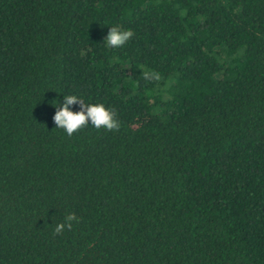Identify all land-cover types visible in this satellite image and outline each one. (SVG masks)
<instances>
[{
  "label": "trees",
  "instance_id": "trees-1",
  "mask_svg": "<svg viewBox=\"0 0 264 264\" xmlns=\"http://www.w3.org/2000/svg\"><path fill=\"white\" fill-rule=\"evenodd\" d=\"M0 264H264V0H0Z\"/></svg>",
  "mask_w": 264,
  "mask_h": 264
},
{
  "label": "clouds",
  "instance_id": "clouds-1",
  "mask_svg": "<svg viewBox=\"0 0 264 264\" xmlns=\"http://www.w3.org/2000/svg\"><path fill=\"white\" fill-rule=\"evenodd\" d=\"M134 35L131 29H123L121 26H112L105 37L106 45L110 48H120L125 45ZM146 77L149 74H145ZM151 78L159 79L156 74H151ZM79 104V110L73 111L70 106ZM56 128L63 129L67 135L71 136L79 129L91 124L96 129L104 128L105 130L115 131L120 128V121L116 114L102 103L85 104L77 95H66L63 104L60 105L54 116ZM78 222L75 213H69L64 216L61 223L56 224L55 234H61L66 228L71 230L73 222Z\"/></svg>",
  "mask_w": 264,
  "mask_h": 264
}]
</instances>
